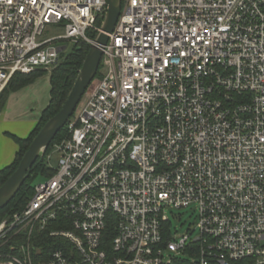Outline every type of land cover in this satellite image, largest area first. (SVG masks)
Segmentation results:
<instances>
[{"label":"built area","instance_id":"built-area-1","mask_svg":"<svg viewBox=\"0 0 264 264\" xmlns=\"http://www.w3.org/2000/svg\"><path fill=\"white\" fill-rule=\"evenodd\" d=\"M107 11L0 0V93L94 44ZM107 35L55 174L0 222V264H264V0H122ZM193 205L173 233L167 210Z\"/></svg>","mask_w":264,"mask_h":264},{"label":"trees","instance_id":"trees-1","mask_svg":"<svg viewBox=\"0 0 264 264\" xmlns=\"http://www.w3.org/2000/svg\"><path fill=\"white\" fill-rule=\"evenodd\" d=\"M103 21L98 22V26L101 27ZM97 33H89L92 39H95ZM90 46L87 44H80L73 46L70 52H65L61 56L59 65L54 68L50 73L45 70H37L31 74H16L8 86L0 93V114L4 109L6 102L11 93L16 92L26 86L33 84L38 78L44 75H50L51 82V100L47 109L43 112L42 118L36 129L32 132L29 138L19 139L13 137L15 142L19 146V152L16 156L15 161L9 167L0 171V187L6 182V180L16 171L22 160L24 154L28 150L33 139L39 133L41 128L54 117L63 107L66 102L75 81L79 75V72L83 66L85 58L89 52ZM101 65L96 78L100 77ZM68 123L64 129H62L56 136L55 140L47 150L45 156L39 159L30 172V177L23 185L21 190L18 192L16 197L11 203L0 211V222L6 218L12 217L15 213L22 211L30 199L34 195V181L39 176L43 178H50L55 174V169L48 165L46 161L47 155L50 153L53 145L60 143L69 135ZM47 241V240H46Z\"/></svg>","mask_w":264,"mask_h":264},{"label":"water","instance_id":"water-1","mask_svg":"<svg viewBox=\"0 0 264 264\" xmlns=\"http://www.w3.org/2000/svg\"><path fill=\"white\" fill-rule=\"evenodd\" d=\"M121 7L122 0H108V11L102 22L101 32L95 37L94 44L90 46L66 102L61 110L41 128L16 171L0 187V211L11 203L29 179L31 169L39 159L45 156L57 134L69 123L87 88L96 78L102 62L103 48L109 40L107 34L113 32L121 14Z\"/></svg>","mask_w":264,"mask_h":264},{"label":"crops","instance_id":"crops-1","mask_svg":"<svg viewBox=\"0 0 264 264\" xmlns=\"http://www.w3.org/2000/svg\"><path fill=\"white\" fill-rule=\"evenodd\" d=\"M50 100L49 74L10 94L0 114V171L12 165L19 152L13 137L29 138L40 123Z\"/></svg>","mask_w":264,"mask_h":264},{"label":"rangeland","instance_id":"rangeland-1","mask_svg":"<svg viewBox=\"0 0 264 264\" xmlns=\"http://www.w3.org/2000/svg\"><path fill=\"white\" fill-rule=\"evenodd\" d=\"M51 30L54 29V27L50 28ZM51 35L58 34L59 31H50ZM73 46L69 45L68 49L66 51L70 52L72 50ZM83 102L78 106L76 109V112L72 116V121L75 120V118L79 115L80 111L82 110ZM58 166V158L56 156L53 157L51 161V167L57 168ZM46 178H43L39 176L34 181V186L38 185L40 183H44ZM167 216L169 217L171 224H172V231L173 233H184L189 230H193L198 225V218H197V208L196 206H191L190 208H183V209H170L166 212ZM197 232L193 234V237H196Z\"/></svg>","mask_w":264,"mask_h":264}]
</instances>
